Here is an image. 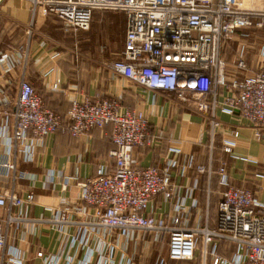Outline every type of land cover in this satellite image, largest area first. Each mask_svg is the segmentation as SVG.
<instances>
[{"label":"built area","instance_id":"1","mask_svg":"<svg viewBox=\"0 0 264 264\" xmlns=\"http://www.w3.org/2000/svg\"><path fill=\"white\" fill-rule=\"evenodd\" d=\"M31 20L52 16L61 23L62 30L76 36L89 29L93 11L121 12L124 33L117 58L110 70L132 86L155 91L191 108L208 125V163L211 162L212 142L220 127L215 112L232 115L246 121L255 139L264 134V46L259 48L257 72L242 78L228 74L220 57V50L237 34L264 27V10L246 8L242 0H27ZM253 1V0H251ZM250 33V32H248ZM73 62L78 54L73 50ZM2 58L0 59V63ZM237 59L234 70H244ZM7 67L5 72H9ZM6 128L0 133V145L29 155L45 136L56 132L79 138L92 129L110 127V142L114 149L108 156L113 168L99 167L94 175L79 184V206L70 213L77 217L88 212L86 222L67 221L66 210H56L49 223L68 240L66 225L76 227L69 249L85 246L88 237L97 232L117 236L126 242L150 234L153 242L165 236L164 257L155 264L173 262L184 264L198 257L201 264H264V199L257 201L250 190L233 187L228 182L225 166L220 162L215 175L222 188L214 216L209 218L206 207L190 219L196 210L193 196L195 184L176 197L169 170L177 166L174 158L163 163V168H138L132 165V150L150 145L144 115L123 105L114 98H83L71 100L69 109L61 117L43 108L40 97L31 85L20 80L14 90L3 97ZM231 139L238 133L230 131ZM233 141L222 142V152L231 153ZM177 155L178 150L169 149ZM183 168H194L196 174L211 176L209 168L194 165L191 156ZM0 169L14 177V163H0ZM160 197L163 202L174 199L171 211L158 218L148 214L150 203ZM33 196H18L14 190L0 194V264H23L17 249L8 253V227L23 220L13 217V209L25 213L33 204ZM189 202V205L186 204ZM23 216V214H22ZM158 242V241H157ZM233 247L229 257L220 256L218 244ZM116 250L106 245L94 264H116ZM41 264H73L74 255L51 256L35 254ZM124 264H132L123 255ZM82 264H89L83 261Z\"/></svg>","mask_w":264,"mask_h":264},{"label":"crops","instance_id":"2","mask_svg":"<svg viewBox=\"0 0 264 264\" xmlns=\"http://www.w3.org/2000/svg\"><path fill=\"white\" fill-rule=\"evenodd\" d=\"M109 16L111 14L107 11H93L86 34L72 36L64 32L61 23L52 16L36 15L31 20L27 0H0V133L7 122L12 125V119L6 120L3 115V97L9 90H14L20 80L31 85L40 97L43 108L61 117L66 114L73 99L114 98L140 111L147 121L150 145L132 150V165L160 169L165 160L174 158L177 166L169 173L176 197H184L185 190L195 184L193 196L197 208L190 211L191 220L201 214L205 207L208 213L211 202L215 212L222 191L215 175L220 162L224 163L231 186L250 190L255 200L262 201L264 134L257 140L250 125L236 113L227 115L216 110L215 119L220 127L212 142L211 162L208 163V125L200 115L163 94L132 86L110 70L109 65L117 58L121 48L124 31L119 46L114 44L116 51H111ZM95 18L99 20L97 27L92 23ZM242 34L245 32L237 34L220 50L227 73L237 78L257 72L258 52L263 46L253 42V34ZM89 39H100L103 47L84 46ZM73 50L78 54L77 62H73ZM252 50L256 53L252 54ZM237 59L244 62V70H234ZM9 66L11 70L5 72ZM230 131L238 133L236 139H231ZM109 135V126L92 129L77 139L56 132L45 136L39 146L30 149L27 156L16 149H8L5 144L0 145V163L8 160L14 163L15 170L13 178L12 174L0 169V194L13 189L18 196L25 197L31 193L34 199L25 213L18 209L11 211L13 217L19 216L23 220L8 227V253L17 249L23 257V264H41V260L35 256L37 252L60 256L57 260L59 263L68 254L74 255L73 264H82L83 261L94 264L106 245L117 250L119 241L115 240L114 235L105 236L100 231L90 235L85 246L77 245L75 250L69 249V239L74 236L76 227L66 225L64 233L69 239L63 244L64 238L61 239L54 225L49 223L56 210H66L69 223L89 220L88 212L79 217L70 212L79 206V184L92 177L99 167L107 171L113 168V160L108 156L114 149ZM223 141L234 142L231 153L222 152ZM169 149L178 150L179 153L172 155ZM189 156L193 158L194 165L209 168L211 176L208 179L205 174H196L194 168H183V162ZM173 203L174 199L163 202L156 197L149 205L148 214L158 218L171 211ZM186 204L189 205V202ZM4 215L0 210V217ZM164 239L165 236H159L157 241ZM138 240L140 245L149 246L153 243V236L141 235ZM217 252L220 256L229 257L233 247L220 243ZM184 264L201 263L196 257Z\"/></svg>","mask_w":264,"mask_h":264},{"label":"rangeland","instance_id":"3","mask_svg":"<svg viewBox=\"0 0 264 264\" xmlns=\"http://www.w3.org/2000/svg\"><path fill=\"white\" fill-rule=\"evenodd\" d=\"M243 6L246 8H252V9H259V10H264V0H242ZM108 14H111L109 16V24L112 30L111 35L109 36L110 42L112 45L111 46V51H116L117 47H114L115 43L116 45L119 46V41L122 35V32L124 31V15L121 12H107ZM98 18H95L94 21H92L93 26L97 27L98 24ZM107 23V22H106ZM106 25L105 23H103ZM108 24V23H107ZM250 32V35L253 36L254 43L259 42V45L264 46V27L261 29H253V30H248ZM82 35H85V33H81ZM80 35V34H78ZM78 39L76 38V41ZM89 42H84V46H92L93 47H98L102 46V42H100V39H89ZM254 50H252V54H254ZM208 216L210 219L213 218L214 216V206L209 205L208 208ZM115 240L120 244L117 243L116 247V255H115V262L116 264H124V259L123 255L127 258L130 259V262L132 264H155L156 258L159 257H164L165 254V241L161 242H153L151 245L147 246L146 244L140 245L139 240L137 241H129L126 242L123 238L113 236Z\"/></svg>","mask_w":264,"mask_h":264},{"label":"trees","instance_id":"4","mask_svg":"<svg viewBox=\"0 0 264 264\" xmlns=\"http://www.w3.org/2000/svg\"><path fill=\"white\" fill-rule=\"evenodd\" d=\"M219 244H220V243H219ZM219 244H218V245H219ZM228 245H229V244H228Z\"/></svg>","mask_w":264,"mask_h":264}]
</instances>
